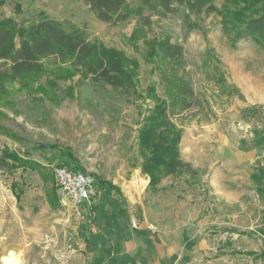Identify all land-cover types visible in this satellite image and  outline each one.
<instances>
[{"label": "rangeland", "instance_id": "obj_1", "mask_svg": "<svg viewBox=\"0 0 264 264\" xmlns=\"http://www.w3.org/2000/svg\"><path fill=\"white\" fill-rule=\"evenodd\" d=\"M130 2L136 6L140 0ZM226 2L229 9L235 7L232 0H215L219 8ZM41 11L72 21L85 28L91 39L138 59L140 90L145 91L155 82L158 94L167 96L166 84L151 72L152 66L143 57L144 38L138 41L140 50L128 40L137 26L136 19L108 24L99 20L84 0H0V20H30ZM186 12V7L180 6L163 17L153 15V23L144 27L143 37L169 36L185 49L183 72L195 90L197 102L174 118L183 130L181 156L198 174L169 175L179 177V182L162 193V181L154 188L149 185V177L141 172L137 144L143 116L135 103L111 86L81 81L79 76L56 80L53 85H49L52 78L46 74L17 79L8 85L7 95L0 97V125L16 135L0 131V152L30 151L31 157L48 167L53 177L45 181L32 169H0V264H7L11 256L16 264L113 263L112 251V259L104 261L92 243L93 222L89 216L79 215V211L62 202L54 173L59 164L91 173L96 187L106 184L110 188L105 182H112L123 189L118 190L123 198L128 197L123 205L129 203L137 211L141 201L152 202L162 196L171 203L181 201L191 210L195 200L213 196L206 180L200 189L191 187L189 192L182 188L185 181L189 186L199 185L201 176L210 170L225 169L231 149L238 146L256 148L258 154L264 155V45L249 39L234 43L232 34L223 29L222 16L216 13L193 16L203 30L187 32ZM145 107L143 102L142 112ZM138 174L147 180L143 188L133 183ZM252 189L255 188H249L246 194L248 200L259 204L253 200ZM51 195L58 205H53ZM208 206L203 210L204 217L215 218V206ZM136 220L139 225L141 220ZM240 223L241 226L230 225L232 228L205 230L207 243L213 248L200 264H264V225L256 220ZM133 235L140 238L138 232ZM141 244L151 249L146 237Z\"/></svg>", "mask_w": 264, "mask_h": 264}, {"label": "trees", "instance_id": "obj_2", "mask_svg": "<svg viewBox=\"0 0 264 264\" xmlns=\"http://www.w3.org/2000/svg\"><path fill=\"white\" fill-rule=\"evenodd\" d=\"M84 2L99 20L108 24H124L136 19L137 26L128 40L136 50H140L138 41L144 38L143 57L152 66L151 72L157 73L166 84L167 96L163 98L158 94L155 82L145 91L140 90L138 59L99 39H91L85 28L72 21L60 20L41 11L30 20L20 21L13 17L0 20V97L7 95L8 85L17 79L44 74L52 78L49 85L74 76L94 85H109L120 91L126 100L135 103L143 116L137 144L142 158L141 172L149 177V185L157 187L169 175H197L198 170L181 156L183 130L174 118L197 102L195 90L183 72L185 49L182 44L172 42L169 36L143 37L144 27L151 26L153 15L163 17L185 6L184 26L187 32L203 30L193 16L216 13L222 16L223 29L232 34L234 43L249 39L264 45V0H232L233 9L228 8L227 2L219 8L215 0H140L136 6L130 0ZM143 102L146 104L145 112H142ZM0 131L16 136L2 125ZM59 165L70 167L66 163ZM19 167L37 171L45 181L53 177L48 167L31 157L30 151L0 152V169L12 171ZM105 183L120 190L112 182ZM51 196L53 205H58L54 195ZM248 253L255 254V251Z\"/></svg>", "mask_w": 264, "mask_h": 264}, {"label": "crops", "instance_id": "obj_3", "mask_svg": "<svg viewBox=\"0 0 264 264\" xmlns=\"http://www.w3.org/2000/svg\"><path fill=\"white\" fill-rule=\"evenodd\" d=\"M257 152L256 148H232L225 169L215 167L210 170L201 176L199 185L189 186L185 181L182 188L189 192L191 187L200 189L206 180L213 196L208 200H195L196 206L190 207L191 210L181 201H175L174 206L175 202L171 203L162 196L152 202L141 201L137 211L129 203L123 205L125 197L128 201L126 195L123 198L118 190L104 184L95 186L94 196L82 205L78 214H86L92 220V243L104 261L109 262L112 259L110 251L113 252L111 264H200L203 256L213 248L205 237L207 228L241 226L240 222L248 220L261 221L264 225V155ZM179 179L173 176L164 178L159 185L160 192L174 188L172 183H178ZM249 188L259 191V204L248 200ZM207 205L215 206V218L204 217L203 210ZM137 217L141 221L134 230L131 219ZM238 217H242L240 224L236 221ZM133 232H138L140 238L134 237ZM141 237L151 242L150 250L141 244Z\"/></svg>", "mask_w": 264, "mask_h": 264}, {"label": "built area", "instance_id": "obj_4", "mask_svg": "<svg viewBox=\"0 0 264 264\" xmlns=\"http://www.w3.org/2000/svg\"><path fill=\"white\" fill-rule=\"evenodd\" d=\"M54 173L62 202L68 204L73 210L80 211L82 205L95 194L96 179L91 173L63 165L56 166ZM250 193L254 202L259 203V191L252 189ZM131 225L134 228L138 227L135 218L131 219Z\"/></svg>", "mask_w": 264, "mask_h": 264}, {"label": "bare ground", "instance_id": "obj_5", "mask_svg": "<svg viewBox=\"0 0 264 264\" xmlns=\"http://www.w3.org/2000/svg\"><path fill=\"white\" fill-rule=\"evenodd\" d=\"M147 180H145L143 177L139 176V174L134 178L133 183L137 188H143L146 184ZM138 191V190H137ZM140 191V190H139ZM12 255V253H11ZM15 258L11 256L9 260L6 262L7 264H16Z\"/></svg>", "mask_w": 264, "mask_h": 264}]
</instances>
